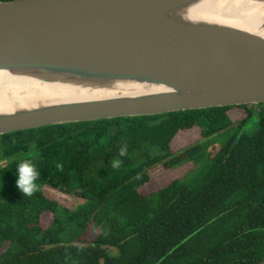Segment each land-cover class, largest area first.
I'll list each match as a JSON object with an SVG mask.
<instances>
[{
  "label": "trees",
  "instance_id": "trees-1",
  "mask_svg": "<svg viewBox=\"0 0 264 264\" xmlns=\"http://www.w3.org/2000/svg\"><path fill=\"white\" fill-rule=\"evenodd\" d=\"M24 159L41 173L31 197L16 184ZM189 163L194 171L144 193L153 168ZM263 263L264 104L0 136V264Z\"/></svg>",
  "mask_w": 264,
  "mask_h": 264
},
{
  "label": "water",
  "instance_id": "water-1",
  "mask_svg": "<svg viewBox=\"0 0 264 264\" xmlns=\"http://www.w3.org/2000/svg\"><path fill=\"white\" fill-rule=\"evenodd\" d=\"M217 1L0 2V74L110 93L22 104L0 85V136L264 104V9L215 18Z\"/></svg>",
  "mask_w": 264,
  "mask_h": 264
},
{
  "label": "bare ground",
  "instance_id": "bare-ground-1",
  "mask_svg": "<svg viewBox=\"0 0 264 264\" xmlns=\"http://www.w3.org/2000/svg\"><path fill=\"white\" fill-rule=\"evenodd\" d=\"M208 9L218 11L215 18H219V15L226 16L227 18H239L248 16L249 14L253 15L259 13L264 8L250 0H219L209 5ZM240 24H243V22ZM257 34L264 37L263 32ZM0 85L4 86L1 89L6 92V95L9 93L13 94L9 95L10 97L8 98H12L14 100L22 98V104L30 102L31 98L36 97L80 99L99 98L110 95L107 91H93L73 85L39 82L34 79L6 74H0Z\"/></svg>",
  "mask_w": 264,
  "mask_h": 264
},
{
  "label": "rangeland",
  "instance_id": "rangeland-1",
  "mask_svg": "<svg viewBox=\"0 0 264 264\" xmlns=\"http://www.w3.org/2000/svg\"><path fill=\"white\" fill-rule=\"evenodd\" d=\"M257 128V122L250 123L244 127L243 132L250 131L253 132ZM195 170V165L193 163L185 164L184 166L177 169H166L163 166L155 167L150 172L151 185L150 188L146 189L144 193L149 191H154L155 189L163 188L169 185L171 182L182 179L185 175ZM45 194L49 199L57 201L58 203L66 207H74L77 204V200L73 197L59 192L45 189ZM264 264V263H263Z\"/></svg>",
  "mask_w": 264,
  "mask_h": 264
},
{
  "label": "clouds",
  "instance_id": "clouds-1",
  "mask_svg": "<svg viewBox=\"0 0 264 264\" xmlns=\"http://www.w3.org/2000/svg\"><path fill=\"white\" fill-rule=\"evenodd\" d=\"M127 154L126 148H121L120 156H125ZM121 161L119 159H114L112 161V167L118 168ZM17 174V188L19 192L24 197H31L35 192L39 190V184L41 173L37 166L30 159H24L15 167Z\"/></svg>",
  "mask_w": 264,
  "mask_h": 264
},
{
  "label": "flooded vegetation",
  "instance_id": "flooded-vegetation-1",
  "mask_svg": "<svg viewBox=\"0 0 264 264\" xmlns=\"http://www.w3.org/2000/svg\"><path fill=\"white\" fill-rule=\"evenodd\" d=\"M49 189V191L51 192L52 191V193H53V191H59V192H62V193H64V194H66L65 192H63V191H61V190H57V189H54V188H50V187H47V186H45V187H43V192H44V194H45V189ZM66 195H68V194H66ZM45 196H47L46 194H45ZM69 196V195H68ZM70 197V196H69ZM49 198V197H48ZM57 202V201H56Z\"/></svg>",
  "mask_w": 264,
  "mask_h": 264
}]
</instances>
